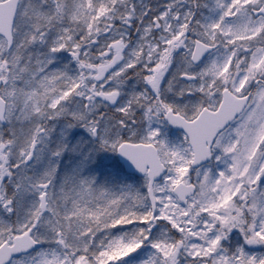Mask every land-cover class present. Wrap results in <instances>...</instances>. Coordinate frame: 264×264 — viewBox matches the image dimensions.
<instances>
[{
	"label": "snow or ice",
	"instance_id": "1",
	"mask_svg": "<svg viewBox=\"0 0 264 264\" xmlns=\"http://www.w3.org/2000/svg\"><path fill=\"white\" fill-rule=\"evenodd\" d=\"M0 264H264V0H0Z\"/></svg>",
	"mask_w": 264,
	"mask_h": 264
}]
</instances>
